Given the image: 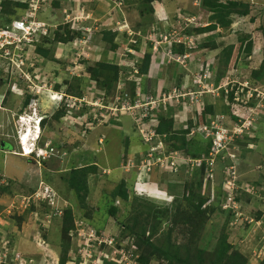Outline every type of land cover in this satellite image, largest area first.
Instances as JSON below:
<instances>
[{"label": "rangeland", "instance_id": "374dc122", "mask_svg": "<svg viewBox=\"0 0 264 264\" xmlns=\"http://www.w3.org/2000/svg\"><path fill=\"white\" fill-rule=\"evenodd\" d=\"M6 1L9 5L7 10L14 12L15 16L24 9L19 5L16 6V2L23 4L24 0ZM43 1L46 2V0ZM129 1L131 3L127 2L128 4L124 5L117 2L115 5L112 0H61L55 8H51L49 4L46 8L39 3L35 5L37 6L35 12L37 15L34 13L36 20H41L45 24L47 22L56 23L58 25L56 31L60 34L67 31L73 35L74 31L71 27L85 34L82 36L83 32H78L79 35L76 36L83 38L78 42V39H71L66 43L58 42L54 34L53 37L43 42L47 53L41 62L37 58L39 65L35 70V74L38 72L35 78H39L38 82L41 81V83L34 81L33 78V83H29L34 94L29 104L23 103L24 93L27 91L30 94L28 90H25L27 88L25 81H19L15 76L13 82L2 81L1 83L2 78L7 76V72L11 74L12 72L7 68H5L7 72L0 69V235H5L2 239L4 245L0 246V252L2 248H8L9 254L8 252L6 254L11 258L13 251L8 246L9 240H7L11 237L13 248L22 256V260H25L21 264H56L53 260H58L62 245H64L63 248L68 249L67 252L70 255L65 264H130L123 261L124 256L112 260L115 251L107 250L109 240L115 242L118 250L123 248L131 251L134 257L140 254L146 256L149 246L140 238H148L157 247H164L165 242L158 240L159 231L160 234H165L161 235V238L168 243H173L174 248L171 251L174 250L178 257H184L192 264H212V255L208 253L213 251L221 237H226V240L231 242L233 248L247 260L246 264H264V99L256 107H248L246 103H241L242 86L247 84V87L253 90L256 88L260 92L264 90V79L254 85L248 83L254 70H264V50L262 48L264 44V0H237L248 5V15L240 17L233 14L230 17L232 23L228 27L223 28L216 24L213 31L197 35L195 39L185 34L184 31L194 26L209 24V12L201 4V0L153 1L150 5L152 12H149L148 19L140 14V11L147 10L141 5L140 0ZM28 13L29 11L25 12L27 15ZM149 20L151 22L153 20L152 23L155 24V28L158 27V32L153 33L152 26L147 31ZM50 25L52 24L47 26ZM51 28L54 29L53 26ZM166 28H170L171 37L167 42L156 46H159L167 55H169L167 46L176 39L178 34L183 36V40L190 39L193 40L192 42L202 39L215 40V49L209 51L211 56L207 58L213 61L215 59V66L219 65L217 59L221 55L222 48L234 47L229 67L225 68L224 81L230 79L239 82L240 89H235V91L239 92L240 101L229 108H231V114L238 117L240 122L221 112L224 101L227 100L225 97L221 98V92L216 88L210 91L219 83V81L216 82L217 74L211 75L214 85L209 87L205 83H209L210 79L205 82L203 75L199 76L194 73L195 68L198 67L197 62H202L201 57L198 59L195 57L193 60L195 62H193L194 55H191L187 66L186 64L182 66L184 59L178 60L182 56L175 58L173 56L175 62H178L173 64L174 62H168L170 59L166 56L162 58L160 55L159 60L153 63V66L152 62L150 63L148 72L151 75L149 77L147 75L134 76L131 70L135 66V60H141L140 58L148 50L147 41L153 42L160 39L163 42V36L168 35L165 33ZM104 30L114 33L115 41L119 44L116 50L110 51L107 49L109 43L102 41ZM244 35H248L247 41L252 42L249 55H244L239 51V37ZM129 48H134L132 49L133 58L125 56L124 60H120L122 55H125V51L129 52ZM155 49L153 48L154 52H156ZM99 62L116 64L119 67L116 82L107 79L111 83L107 94L100 91L102 89L100 79L97 81L92 76V69L95 68L99 70L101 77L102 75L111 76V71L100 70ZM217 69L216 72H218ZM155 73L159 76L157 77ZM208 73H206L207 78ZM154 74L156 77L152 76ZM96 75L98 79L100 76ZM197 75L200 77L199 80ZM177 77L184 86L191 85V81L187 82V80L192 78V86L197 85L201 89L199 94L201 100L198 104L195 103L196 106L193 108L194 121L203 119L207 122L209 120L208 113L204 112L202 117L200 115L204 105L210 103L215 108L214 114L223 113L225 116L222 119L223 124L218 125L221 130L224 129L223 125L232 131L235 125L244 124L243 134L249 136L246 140L257 139L256 144L249 145L254 148L243 151L240 156H238L239 147V152L230 148L229 152H234L239 159L243 157L242 160L237 159V162L225 159L227 165L229 164L232 168L226 166L225 162L221 165L218 163L220 157H218L219 153L216 154L213 150V142L211 144L213 147L209 148L210 153H207L208 157L204 155L199 159L210 160L203 174L200 175L201 184L197 187L200 195L205 198L204 208L207 217L202 230L197 233L193 229L194 224L189 222L184 224L182 221L186 218L181 217L182 215L179 217V214L175 216L171 210V204L176 197L181 200L180 203L183 206L186 203L181 199V194L172 195L171 193H175L173 190L177 185H182L188 180L192 181L193 169L200 165H191V162L185 160L184 156L173 154L164 156L159 166L156 162L149 164L146 170L150 171L147 173L144 169L140 170L145 166L144 149L146 146L138 135V132L140 133L138 128L141 127L139 111L125 106V102L132 94L128 80L135 82L134 90L136 86H141L143 90L141 99L145 100L147 92L151 90L155 91L151 94L154 98L160 96L163 89L167 87L168 93L174 92V88L169 89L172 87L171 82H174ZM138 80L140 84L137 83ZM222 80L223 77L220 83ZM55 85L59 86L58 93H54L51 89ZM37 86H40L41 90L36 88ZM204 88L211 92L209 93L210 98L203 94L207 93ZM73 89L80 90L79 99L71 96L74 95ZM246 92L253 91L247 90ZM63 93L69 96L68 104L64 103L69 112L61 109L64 100ZM125 93L127 96L124 97ZM95 98L97 99L94 100ZM253 98L250 101L254 104L257 99L253 100ZM59 100H62V103ZM246 100L247 98L243 99V101ZM193 101L195 102V94H193ZM96 103L99 106L105 105V109H102L103 113L95 110ZM121 103H123L122 107ZM170 105L174 121L172 131L179 132L180 129L186 127L185 119H187L189 107L184 111L181 107L177 108L174 102ZM80 106L86 108L81 110ZM113 107H117L116 112L121 114L120 117L117 116L118 120L113 116L116 113ZM22 112L26 113L24 115L26 118L21 121L18 117ZM40 115L45 118L41 125L40 136L48 142L47 150L49 147L52 150L50 153H41L48 155L44 161L37 150L32 155L19 153L21 147L18 135L24 130L21 123L28 122L29 126L33 127L37 116ZM86 120H91L92 123ZM132 124L136 125L138 132L131 129ZM150 124L143 123L141 130L146 132ZM205 128L203 124L198 126L190 132L188 137L201 132L203 137L211 138ZM254 130L256 131L253 133ZM213 134L215 138V133ZM257 135H259L258 138ZM29 139L27 136L26 140V136L23 135L22 143L30 146ZM195 143V149L193 146L192 149L188 147L192 151L189 152L191 154L197 153L200 148L197 142ZM205 147L203 146L202 149ZM24 151L27 150L24 149ZM178 158L180 159L177 160ZM92 165L96 166L95 170L90 168ZM84 166H89L86 178L89 184L86 205L70 190L66 180L73 169ZM224 168L228 176L236 180L235 183L239 187L235 190L238 191L237 193L227 189L225 185L228 183L224 184L219 180ZM121 181H124V187L129 193V198L125 202L119 199L114 200L111 197L112 190ZM2 185L6 188L1 189ZM43 185L45 187H41ZM44 189H51L54 192L56 206L66 205L71 208L74 227L69 232L71 234L69 240L61 235L62 219L53 217L51 210L48 214L40 206L41 203L37 196H33L34 193L39 194ZM235 196H239L238 201L232 200ZM55 204H53L54 207ZM111 204L118 208L114 216L108 212ZM32 205L34 209L28 213L26 208ZM219 207L232 209V214L222 213ZM14 209L15 213H13ZM19 217H23L21 224H19ZM6 231L9 233L7 234ZM141 231L144 235L140 238L133 234V232L139 234ZM91 236L105 242L102 244L104 250L98 251L96 248H90V244L87 245ZM42 241L45 242V246ZM118 256H120L119 253L113 257ZM29 257L33 262L26 259ZM76 259L80 262L76 263ZM148 262L149 264H183L174 259L171 261L155 260L152 256H149ZM9 263L6 262V264Z\"/></svg>", "mask_w": 264, "mask_h": 264}, {"label": "trees", "instance_id": "16d2710c", "mask_svg": "<svg viewBox=\"0 0 264 264\" xmlns=\"http://www.w3.org/2000/svg\"><path fill=\"white\" fill-rule=\"evenodd\" d=\"M60 1L61 0H56V1H54V0H48L47 1L46 0V2H45L43 0H29V1L24 0V1H22L23 4L16 2V6L19 5L20 7H24V9L22 11H20V13H18L15 16L14 12L7 10L9 7L8 2L6 0H3V1H0L1 14L3 16V20L7 19V21H8L12 17L13 18L16 17L15 19L19 18L22 14H24V12L28 11L31 7L35 6L37 3H39L44 8L47 7V4H49L51 8H55L59 5ZM112 1L114 2L116 0H112ZM140 1H141V5H143V7H145L147 9L145 11L144 10L140 11V14L145 15L146 19H148L147 17L150 14L149 12H152V8L150 7V5L153 1H156V0H140ZM117 2H121L124 5L127 2L131 3L129 0H117ZM117 2H114V4L117 5ZM201 4L209 12V16H208L209 17L208 18L209 24H206L205 26L200 25L198 27L194 26L193 28L186 29L184 31L185 34L191 35L192 37H194V39H195V36H197V35L213 31L216 28V24L223 27V28L228 27L232 23V18H230V17L233 14H236L240 17L246 16L249 14L248 5L244 2L237 1V0H201ZM146 12H147V14H146ZM45 21H47V20H45ZM149 21H150L149 27L147 28V31L152 26L151 30L153 31V33L158 32L159 31L158 27L155 28L154 27L155 24L152 23L153 20H152V22H151V20H149ZM47 24L48 25L49 24L55 25L56 23L47 22ZM70 27H71V25H70ZM57 29H58V25L56 24L54 29H52V28L48 29V31L45 34H40V32L37 33V36L34 38L35 40L37 39V41H34L32 43V50H33V54H34V57L32 58L33 60L34 59L36 60L41 54L43 56H46V53H47L46 50L47 49L43 47V42L47 38L53 37V34L55 35L56 41L58 40V42L60 41V42L66 43V42L70 41L71 39H73L78 34V32H80V33L83 32V31L78 30V29L76 30L75 27H71V30L74 31V33H72L73 35H71L67 31H64V34L63 33L60 34L59 31H56ZM169 30H170V28H166L165 33L168 34ZM100 32H102V31H100ZM143 32H146V31L143 30ZM84 34H85V32H83L82 36ZM103 34L104 35L102 37V41H105V42L107 41L109 43L107 49H109L110 51L116 50L117 47H119V44H118V42L115 41L114 33L112 34L110 31L104 30ZM248 38H249L248 35H244V36L239 37V42H240L239 51L241 53H244V55H249L251 52L252 42L247 41ZM183 39L184 38L182 36L181 42H172L171 44H169V46H167V50L170 51V49L172 47L173 54H179V55L183 54V56L178 59V60H181V58L184 59V60H182V63H184V65H182V66H185V64L187 66L188 61H189L188 58H190L191 55H194V57H192V61L195 60L194 59L195 57L197 59L199 57H201L202 62L199 63L196 61L198 67L195 68L194 73H197V74H199V76H202L203 73L205 72V68L208 67L207 70L209 69L208 70L209 77L207 78V76H206L205 82L208 79H210V82L205 83V85L212 87L213 82L211 81V75L213 73H215L218 76V79L216 80V82L219 81V83L217 85L220 86L224 82V76H225V72H226L225 68L229 67L230 58H231V55L233 53L234 47L233 46H226V47L222 48L221 55L217 59L219 65L217 64L215 66V59H214V61L207 59L211 56V54H209V51H211V49H215V40H211V39L210 40H203L202 39L200 41L193 42L192 44H186L185 40H183ZM147 42L149 44V48H147L148 50L145 51L143 57L140 58L141 60L134 62L138 75H142V74L144 75L146 73L149 74L148 68H149L150 63L152 62V66H153V63H155L156 61L159 60L160 55H165V56L167 55L166 52L163 51L162 49H160L159 46H156L154 42H149V41H147ZM182 42H184L185 44ZM263 43H264V39H263ZM34 44L38 45V47H37L38 50L35 49ZM152 46H153V48H156L155 49L156 52H154V53H152V51H153V48H151ZM262 48L264 50V44H263ZM129 49H130V50H128L129 52L125 51V55H122L120 60H124L125 56L132 58L131 51L134 48H129ZM136 50H138V48H136ZM193 62H195V61H193ZM176 63H178V62L176 61L173 64H176ZM98 66H99L100 70L112 72V74H110L111 76L102 75V77H101L98 69H96V68L92 69L93 78H96L97 81H99V79H100L99 83L102 86V89L100 91H103L104 94L105 93L107 94L108 89L110 88V84H111V83H109L110 81H108L107 79H111L114 82H116V80L118 78L119 67L116 64L100 63V62L98 64ZM222 66L224 69L222 68ZM216 68H218L217 69L218 72H216ZM131 71H133V73H134L133 69ZM96 74H98V76H100L98 79H97ZM158 76L159 75H157V77ZM154 77H156V76H154ZM222 77H223V80L220 83V80L222 79ZM263 79H264V70L259 71L258 69H256V70H254V72H252V76L248 80V83H249V85H254V84L261 82ZM38 81L39 80H37L36 82H38ZM128 81H129V84H130L131 89H132V94H130L131 97L128 98L127 102H129V104H133L135 102V99H136V96H134L135 82L130 81V80H128ZM25 83H26V85L28 84V82H26V81H25ZM38 83L40 84L41 81ZM137 83L140 84V81L138 80ZM202 86H204V85H202ZM233 86H234L233 90H229L227 93V99L230 102V105H226L224 103L223 108L221 109V112H223L226 115H229L230 118H233L236 121V120H238V118L236 116H234L233 114H231V112H230L231 108H229V106L235 104V102H234V90H235V87L238 86V83L233 84ZM31 87L32 86H28L27 88H25V90H28L30 92V94L27 91L24 93V96H25V99L23 102L24 104H27V103L29 104V102H31V100L33 99L34 94H33V91L30 89ZM58 87H59L58 85H55L52 88L55 91H58L59 90ZM140 87H139L138 92L140 95H143V93H142L143 90ZM195 87H197V85H195ZM36 88L41 90L40 86H37ZM228 88H230V86H228ZM204 89H206V88H204ZM245 91H246V89H245ZM72 92L74 93V95H71L72 97H75L77 99L80 98V94H81L80 90H78V89L74 90L73 89ZM153 92L155 93V91L151 90L150 92H147V94L151 95V94H153ZM209 93H211V92H207V93L204 92L203 94L204 95L206 94L205 96H209V98H210ZM224 95H225L224 91L221 90V96H222L221 98L222 99L224 98ZM96 99L97 98H95L94 100H96ZM253 100H254V98H253ZM256 103H257V101H255L254 104L252 103V101H249L248 105L254 106ZM122 104L123 103H121V105ZM84 108H86V107L80 106L81 110ZM61 109H63V111L69 112V109L65 108V104L61 105ZM214 110H215V108H214L213 104H207L206 103L204 109L201 112L202 114L200 116L201 117L204 116L205 113H208L211 116H213ZM197 114H199V112ZM74 117H77V116H74ZM148 119L151 121H154V123L157 124L155 127V132L159 133L160 135H165V137H164L165 141L167 143L170 142V143H168V147L170 150L181 152L182 155L190 157V158L185 159V160H190L191 165H194V164L200 165L198 167L197 166L194 167L193 172H192V177H191L192 181L188 180V181H185L182 185H177V187L173 190V192H175V193H171L172 195L181 194V199H183V201H186V203H184V206H183L180 203L181 200H178L177 197L174 198V200L171 204V210L173 211L175 216H177L179 214V217L182 215L181 217L186 218L185 220L183 219V221H182L184 224L186 222L194 224L193 229H195L194 231H196V233H197L198 231L202 230L204 224L206 223L205 221L207 219L206 212H205L206 209L204 208V204H205L204 199L205 198L203 195H200V193L197 190L198 189L197 187H199L201 184L200 183L201 182L200 181V175L203 174L204 169L206 168L207 164L205 163L206 159H202L201 163L197 162L193 159L203 158V156L207 155L208 152L210 153L209 148L212 145H211V138L203 137L201 132H197L195 135H193L191 137H188V136H189L192 129H195L202 124L203 125L208 124V122L203 121V119L199 120L200 122L198 120L196 122H193L190 118H188L186 121V127L180 129L179 132H174V131H172L174 121H173L170 110H167L165 112H160L156 116L149 117ZM135 120L133 122H135ZM86 121H89L88 123H92L91 120H86ZM131 129L136 132V130H137L136 125L132 124ZM138 130H140V128H138ZM138 130H137V132H138ZM255 131L256 130H254L253 133ZM138 135H139V132H138ZM248 137L249 136L247 134H244L242 137L235 139V143H237L240 150H243L244 152H246L249 149L254 148V147L253 148H247L249 144H256L257 143V139H255V138H252V140L247 141L246 139ZM258 137H259V135H257V138ZM44 142L45 141L41 137V139L39 141V146L42 147ZM195 142H197V144L200 148L198 149L197 153L191 154L189 152H192V151L190 149H188V147H190L192 149V146H193L195 149V145H196ZM203 146H206V147L202 149ZM49 148H51V147H49ZM201 151H202V153H201ZM163 154H164V156L167 157V152H164ZM164 156L160 157V155H157L156 159L158 157L163 159ZM207 157H208V155H207ZM191 158H193V159H191ZM209 158H210V156H209ZM242 159H243V157L240 158V160H242ZM222 161L223 162H221V159L218 158V163H220V165H221V163L225 162V165L229 166V164L227 165V162H226L227 160L226 161L222 160ZM90 168L95 170L96 166L92 165ZM88 169H89V166H84L81 168L73 169L70 172V176L66 179L70 190L73 191L78 196L79 200L85 205H86V199H87L86 195H87V192H89V184H88V182H86V178L88 177L87 175L89 172ZM141 169L142 168H140V170ZM224 175H225V178H224ZM227 177H228V179L231 178L230 176L227 175L226 170L224 168V169H222V173H221L219 180L222 183H224L226 180H228V179H226ZM124 185H125L124 181H121L120 184L112 190L111 197L114 200L119 199V200H122L124 202L128 200L129 193H128V190L124 187ZM5 188L6 187H3V185L1 186V189H5ZM235 192L237 193L238 191H235ZM52 195H53L52 201H54V202H52V204H51L49 202V200H50V197ZM38 200L41 203L40 206L42 207V209H45L48 212V214L50 213V210H51L53 217H58V218L62 219L61 235L64 238L69 240V237L71 236V234H69V232L74 227V222H73L74 216L71 212V208L69 206H66V205L65 206H63V205L62 206H56L55 195H54L53 191L45 199H43V200L38 199ZM238 200H239V196H235L234 201H238ZM30 203H32V202H30ZM53 204H55V207L53 206ZM26 209L29 213L30 211H32L34 209V205L28 206ZM219 209L222 211V213L226 212L229 215L232 214L231 213L232 209H229V208L223 209L221 207H219ZM117 210H118V208L112 204L108 208V212L110 213L111 216L116 215ZM56 212H60V213L57 214ZM13 213H15V209H14ZM191 214H193V216H191ZM13 215H15V214H13ZM19 218H20L19 224H21V222L23 221L22 220L23 217H19ZM24 219H28V218H24ZM6 233L8 234L9 231H6ZM133 234L136 235L137 238H140L141 236L144 235V232L141 231L139 234H136L135 232H133ZM158 235H159L158 240L161 242H165L163 244L164 247H161V246L157 247L156 244L152 243L148 238H145V239L140 238V240H144V242L149 246V251L146 253V254H148L146 256H144L142 254L139 255V257H138L139 264H149V262H148L149 256H152L155 260L166 259L167 261H171L174 259L176 261L182 262L183 264H192L191 262L186 260L183 256H182L183 258L178 257L176 255V253L174 252V250L171 251V249L174 248L173 243H171V242L168 243V241H165L164 238H161V235H165V234H160L158 231ZM3 238H5V235H3V234L0 235V239H3ZM7 240H9L8 246H10L12 249H14L12 244H11V242H13L11 240V237H9ZM87 243L90 244V248H94V246L96 245L95 240L93 242L89 241ZM1 245L3 246L4 244L2 242H0V246ZM165 245H167V247ZM63 246L64 245H62V248L60 250V254H59V258H58V264H65L68 261L69 256H70L67 252L68 249L63 248ZM96 249H98V248H96ZM136 254H138V253L136 252ZM208 254L212 255L211 256L212 264H246V262H247V260L243 257V255L239 251H237L233 248L231 242L226 240V237L225 238L221 237L218 240L217 245L213 249V251L209 252ZM11 255H13V254H11ZM75 261H76V263L80 262V261H77V259ZM9 264H15L13 262V257L11 258V261Z\"/></svg>", "mask_w": 264, "mask_h": 264}, {"label": "clouds", "instance_id": "9594fccd", "mask_svg": "<svg viewBox=\"0 0 264 264\" xmlns=\"http://www.w3.org/2000/svg\"><path fill=\"white\" fill-rule=\"evenodd\" d=\"M114 2H117V0L116 1H114ZM121 3V2H120ZM37 15V14H36ZM7 17V16H6ZM16 17H14V18H11V19H9L8 20V22L9 21H11V20H13V19H15ZM6 21H7V19H5ZM74 39H78L77 40V42L78 41H80L81 39H83L82 37H78V36H75L74 38H73V40ZM174 42H181L180 41V35H177L176 36V40L174 41ZM182 43H184V42H182ZM185 44V43H184ZM34 46H35V49H37L38 50V45L37 44H34ZM152 53H154V51L152 52ZM33 55V54H32ZM32 55L31 56H25L26 57V59H27V61L28 62H31V58H32ZM131 55H134V53L131 51ZM173 56H174V58L176 57V56H183V54L182 55H179V54H173V52H172V47H171V49H170V51H169V55H166V57L168 58V59H170L168 62L169 63H172V62H174L175 63V59L173 58ZM39 59H40V61L39 62H41V60H43L45 57H43V55L41 54L39 57H38ZM132 58H133V56H132ZM142 58V57H141ZM162 58H165V55H162ZM37 60V59H36ZM35 59L33 60V64H34V66L36 65V69H37V65H39V64H37V61H36ZM135 61H137V60H135ZM38 62V63H39ZM151 65V64H150ZM149 65V66H150ZM4 67V65H1L0 64V69H2ZM26 67L27 66H24V68L26 69ZM133 70H134V76H136V75H138L137 74V69L135 68V66H133V68H132ZM3 70V69H2ZM28 70V69H27ZM29 71V70H28ZM31 72V71H30ZM29 73V72H28ZM38 73V72H37ZM36 73V74H37ZM191 73V72H190ZM21 75L20 73H19V71H18V69H16V68H14L13 67V69H12V74L11 73H7V76L5 77V78H2V80H1V83H2V81H4V82H8V81H11V82H13L14 81V77L15 76H17L18 77V79H19V81H26V79H24L23 77H22V75L19 77V75ZM36 74H35V71L34 72H31V77H35L36 76ZM192 74V73H191ZM148 76V74L146 73V74H142V76ZM193 75V74H192ZM213 75V74H212ZM141 76V75H140ZM137 77V76H136ZM149 77V76H148ZM139 78V77H138ZM199 76L197 75V79L199 80ZM37 80H39V78H34V81H37ZM197 80V82H199ZM188 81H191V85H181V82H180V80H179V78L177 79V80H175L174 82H171L172 84H171V86L172 87H170V89L169 90H172L173 88L175 89V90H177V91H174V92H167L168 91V87L166 88V89H163V91L161 92V95L160 96H158V97H161L163 94H165L166 96H170L169 97V99H167L166 100V103H165V105H162V103L160 102V106H159V108H158V110H155L153 113H155V115L157 114V112L158 113H160V112H165V111H167V110H170L172 113H173V111L171 110V105H170V103H172V102H174L175 104H177L176 105V107L177 108H182L184 111H186L187 110V108L189 107V109H188V111H187V119L188 118H190L193 122H196V121H194L193 120V118H194V116H195V112L193 111V108L196 106V104H198L199 103V101L201 100L200 99V97H199V94H200V91H201V89L200 88H195L194 86H192V83H193V81H192V78H191V80L190 79H188L187 80V82ZM197 82H196V84H197ZM0 83V84H1ZM235 83H239V82H237V81H232V80H227L226 81V79H225V81L220 85V86H216V87H212V89H210L211 91H213L214 90V88H216L217 90H219L220 92H221V90H223L224 91V93H225V95H224V97L227 99V93L228 92H225V89H227L228 91L229 90H233V84H235ZM174 84H178V85H174ZM213 84V83H212ZM214 85V84H213ZM10 86V85H9ZM228 86H230V88H228ZM52 89V91L54 92V93H58L59 92V90L58 91H55L53 88H51ZM235 89L237 90V89H240V86H239V84H238V86L237 87H235ZM245 89H246V91L248 90L249 92H251V91H253V92H251V96L249 97V99H248V101H246V102H244L243 101V99H245L246 97H247V92L245 91ZM137 90H139V87L138 86H136L135 87V90H134V96H137L136 95V91ZM154 91V90H153ZM241 91H242V100H241V103H246V105L248 106V107H253V106H250V105H248V102L250 101V99L251 98H253L254 96H255V98L254 99H257V103L254 105V107H256L258 104H259V102H261L263 99H264V90H262L261 92L256 88V89H251V88H248L247 87V84H246V86H242L241 87ZM193 94H195V102L193 101ZM63 97H64V100H63V104L65 103V102H67L68 101V98H69V96L68 95H66V94H64L63 93ZM125 96H127V94L125 93L124 94V97ZM145 96V95H144ZM146 96H148V95H146ZM143 96H141V98H142ZM234 98H235V90H234ZM71 99V98H70ZM62 100H59V102L60 103H62ZM234 101H235V103H238V101H240V97H239V99L238 100H235L234 99ZM225 102V104L226 105H229L230 104V102L228 101V99L226 100V101H224ZM196 103V104H195ZM67 104H68V102H67ZM103 104V103H102ZM134 104V103H133ZM132 104V105H133ZM195 104V105H194ZM207 104H210V103H207ZM96 105L97 106H95L96 107V109L95 110H97V111H99V112H102V109H105V105L103 104L102 106H99L97 103H96ZM113 106V105H112ZM204 107H205V105H204ZM204 107H203V109H204ZM113 108H115V107H113ZM117 108V107H116ZM181 109V110H182ZM202 109V110H203ZM117 110V109H116ZM116 110H114L115 112H116ZM121 110V109H120ZM183 112V111H182ZM190 112V113H189ZM103 113V112H102ZM120 113V112H119ZM118 112H116L115 113V115H113V116H115L116 117V119L118 120V118L121 116V114H119ZM21 115L18 117V120H20L21 119V121L23 120V118H26L24 115H26V113L25 112H22V113H20ZM122 114H125L124 112H122ZM189 114V115H188ZM41 115H43L42 113H41ZM37 116V120H35L36 122H35V124H33V133L35 134V138H33V141L32 142H30V143H33L34 141H36V140H38L41 136V133H42V127H41V125H42V122L44 121V117L43 116ZM192 115H193V118H192ZM30 115H28V117H29ZM117 116H119V117H117ZM149 117H151V116H148V117H146L145 118V124H147L148 125V123H151L150 125H149V128H147L146 129V132L147 133H150V132H153V138H152V140H150L149 142H145L144 141V138H143V135L141 134V132L139 133V137H140V139H141V141L144 143V145L146 146V149H144V152H145V155H144V159H146V160H148V162L145 160V163H144V168H142V169H144V172H148V171H150V170H146V167L149 165V164H151V163H153V162H156L157 163V166H159V162L158 161H156V156L157 155H160V157L161 156H164V152H167V156L168 155H173V154H180V155H182L181 154V152H178V151H172V150H170L169 149V147H168V143L165 141V139H164V137H165V135H160L159 133H156L155 132V127H156V125L157 124H155L154 123V121H151V120H149L148 118ZM225 116H224V114L223 113H217V114H214L213 116H211L210 114H209V116H208V118H209V120L207 121L208 122V124H204L203 126H205L207 129L209 128L211 131V134H208V136H211V144H212V142H213V146H214V148H213V150H215V151H217L216 152V154H218V157H220V159L221 160H224L225 161V159H229L230 161H235V162H237V159L238 160H240L239 158H238V156H240L241 154H243V150H240V154L238 155V156H236V154L234 153V152H229V150H230V148L232 149V150H238V152H239V146L235 143V139H237V138H240V137H242L244 134H243V129H245V128H243V126H244V124L243 125H241V124H239V126H237V125H235V126H237V127H233L234 129L231 131V130H228L224 125L222 126V128H224V129H222V130H224V131H221V129L218 127V125L219 124H223V118H224ZM238 118V117H237ZM187 119H185V121H187ZM237 122H240V121H238L237 120ZM30 124L27 122V124L25 123V122H22L21 123V126L23 127V129L24 130H22L21 132H20V134L18 135V139L19 140H21V138L23 137V135H25L26 134V131H27V129H29L30 128V126H29ZM37 129H38V131H37ZM192 130H194V129H192ZM191 130V131H192ZM205 133V132H204ZM206 133H207V131H206ZM213 133H215V138L213 137ZM43 135V134H42ZM219 137V138H218ZM217 138V139H216ZM217 140V141H216ZM216 142H219V145L217 146H215L214 145V143H216ZM250 145V144H249ZM249 145H248V147L247 148H251V147H249ZM252 145V144H251ZM151 147H156L155 148V150L152 152V154H153V159H151V158H149L148 157V153L150 152V148ZM221 148H222V150H221ZM221 150V151H220ZM34 152L36 153V150L34 149ZM171 152V154H169ZM41 154V153H40ZM42 155V154H41ZM182 156H184V155H182ZM185 157V159H188V158H190V157H188V156H184ZM180 158H178L177 160H179ZM191 159H193V158H191ZM151 160V162H149ZM193 160H195V161H197V162H200L201 163V160H199V159H193ZM210 159H207L206 160V164H207V162L209 161ZM153 166V165H152ZM229 168H232V166H229ZM228 175V174H227ZM230 179H232V180H226L225 182H224V184H226V183H228V184H226L225 186L226 187H228L227 189H229V190H231V191H235V190H237L239 187L236 185V180H234V177H231ZM233 201H234V197H233V199H232ZM1 240V242H2V239H0ZM96 241V245L94 246V248H98V251H101V250H104V248L102 247L103 245V243H105L103 240H100L99 238H93L92 240H91V242H93V241ZM2 246V245H1ZM106 248H107V250L108 251H111V250H114L115 251V253L113 254V256H115V254H117V253H119L120 254V256H118L117 258H115V257H113L112 256V260H117V259H119L120 257H122V256H124V259H123V261L124 262H129L130 264H131V262L132 261H134L136 264H139V262H138V257L139 256H133V255H131V251H127V250H125V249H117V246H116V244H115V242L113 241V240H109V243H107V246H106ZM12 251H13V253L12 254H15V253H17L16 251H15V249H12ZM126 257V258H125ZM53 260V259H52ZM11 261V258H10V255H9V257H8V259H7V262H10Z\"/></svg>", "mask_w": 264, "mask_h": 264}, {"label": "built area", "instance_id": "2783aa9c", "mask_svg": "<svg viewBox=\"0 0 264 264\" xmlns=\"http://www.w3.org/2000/svg\"><path fill=\"white\" fill-rule=\"evenodd\" d=\"M27 17L34 18L35 15L33 13H30ZM22 24L23 23L21 22V20L15 21L13 19L9 22L6 20H3V16L1 14V7H0V64L4 65V67L2 68L4 71H6L5 68L9 69V71L11 72H12L13 67L18 69L22 77L26 79V81L32 84L33 77H31V72H34L36 70V67L33 64V61L28 62L25 56L26 55L31 56L33 54L32 42L37 41V39L35 40L33 37L37 36L38 27L33 28V29L26 28L25 31H22L23 35L18 36V30H20ZM40 27H42L43 32H46L43 25H41ZM24 66H27L26 69L24 68ZM21 75H19V77ZM225 92H228V90L225 89ZM137 96H139V92L137 93ZM250 96H251V93H247L246 101H248ZM169 97H170L169 95L166 96L165 94H163L161 97H156V98L152 96H145V100L136 99L134 104L128 108H133L139 111V116H140L139 119L141 120V127H142L143 123L145 122V118L148 116H151V117L155 116V113L153 112L155 110H158L160 106V102L162 103V105H165L166 100L169 99ZM234 99L235 100L239 99L238 91H235ZM114 110H116V108H114ZM141 127H140V132L143 135L144 141L149 142L150 140H152L153 135H154L153 132H150V133L143 132L141 130ZM205 131H207V134H211L210 132L211 130L209 128L208 129L205 128ZM214 145L218 146L219 142L214 143ZM155 148L156 147H151L150 152L148 153V157L151 159H153L152 152L155 150ZM156 161L162 162V158L158 157ZM8 251H9L8 248L1 249L0 264L3 262H7V259L9 256L6 255V253ZM13 256L20 258V255L18 253H15ZM131 264H136V263L132 261Z\"/></svg>", "mask_w": 264, "mask_h": 264}, {"label": "bare ground", "instance_id": "6f19581e", "mask_svg": "<svg viewBox=\"0 0 264 264\" xmlns=\"http://www.w3.org/2000/svg\"><path fill=\"white\" fill-rule=\"evenodd\" d=\"M29 13H28V15L30 14V13H35L36 11H37V6H33V7H31L29 10ZM36 14V13H35ZM34 14V15H35ZM27 14H25V12H24V14H22L19 18H17V19H14L15 21H19V20H21V22L23 23L22 24V26H21V28H20V30H18V36H22L23 34H22V31H25V29L26 28H28V29H33V28H37L38 27V32H40V34H45L47 31H48V27H50L51 28V26H53V28H55V25H50V26H47L48 24H45L43 21H41V20H36V16L34 17V18H28L27 16H28ZM41 25H43L44 26V29L46 30V32H43L42 31V27H40ZM178 35H180V41H181V38H182V35L181 34H178ZM171 36H170V34L168 33V35H164L163 36V38H164V41L162 42V41H160V39H157V40H155V41H153L154 43H155V45H159L160 43H165V42H167V40H169V38H170ZM33 38H35V37H33ZM161 38H162V35H161ZM176 40V39H175ZM174 40V41H175ZM174 41H172V42H174ZM185 42H186V44H192L193 42H192V40H190V39H188V40H185ZM33 43V42H32ZM34 57V54L32 55V58ZM30 59L31 61H33V59ZM206 73H208L207 72V70L204 72V74H203V76H202V78L204 79V81H205V78H206ZM26 82H28V81H26ZM31 84V83H30ZM28 86H31V85H29V82H28V84H27V87ZM34 86V85H33ZM207 90V92H210V91H208V89H206ZM173 91H176V90H173ZM137 93H138V90L136 91V95H137ZM142 95H140L139 94V96H136V99H141L140 97H141ZM148 96H152V95H148ZM136 99H135V101H136ZM127 105V107H130L132 104H129V102H125V106ZM121 107H122V105H121ZM118 109V108H117ZM149 110V109H148ZM26 124H27V122H25ZM140 131V130H139ZM25 136H26V140H27V136L30 138L29 140H28V143L31 141H33V138H35V134L33 133V127H30L29 129H27V131H26V134H25ZM219 138V137H218ZM40 139L41 138H39L38 140H36V141H34L33 143H30V146H25L23 143H22V138H21V140H19L18 139V141H19V145H20V147H21V152H19V153H23V154H30V155H32V154H35L34 153V149L35 150H37L38 152H39V154L40 153H42V152H49L50 153V150H51V148H49L48 150H47V147H48V142H44V145L45 146H42V147H40L39 146V141H40ZM217 139V138H216ZM57 148V147H56ZM24 149H26L27 151H24ZM52 151V150H51ZM15 153V152H14ZM35 156H37V155H35ZM37 157H39V155L37 156ZM46 157H48V155H42L41 156V158H43L42 160L44 161L45 159H46ZM45 184V183H44ZM41 187H45L44 185L43 186H41ZM52 193V190L51 189H49V190H47V189H44L43 191H41V193H39L38 194V192H36V193H34V195L33 196H37V199H45L49 194H51ZM42 194V195H41ZM52 197H53V195L50 197V200H49V202L52 204V202H54V201H52ZM92 236H91V238H89V240H88V242L89 241H91L92 240ZM43 242V241H42ZM43 245L45 246V242H43ZM87 245H88V243H87ZM89 246V245H88ZM6 255H8V254H6ZM14 255V254H13ZM11 256V258L13 257V262L16 264H21V263H23L25 260H22V256H20V258H17V257H15V256ZM29 262H33V260L29 257V258H26ZM22 260V261H21ZM53 261H56V264H58V260L57 259H55V260H53ZM4 263V262H3ZM3 263H1V264H3ZM4 264H6V262L4 263ZM46 264V263H45Z\"/></svg>", "mask_w": 264, "mask_h": 264}, {"label": "crops", "instance_id": "0c3cea01", "mask_svg": "<svg viewBox=\"0 0 264 264\" xmlns=\"http://www.w3.org/2000/svg\"><path fill=\"white\" fill-rule=\"evenodd\" d=\"M152 61V60H151ZM157 75V73H155ZM152 75V76H156V75ZM151 75V74H148V76ZM188 76V75H187ZM188 78V77H187ZM178 79V77L176 78V80ZM186 79V78H185ZM185 83V82H184ZM176 161V160H175ZM190 161V160H189Z\"/></svg>", "mask_w": 264, "mask_h": 264}]
</instances>
